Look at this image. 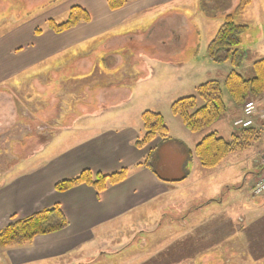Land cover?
I'll return each mask as SVG.
<instances>
[{
    "label": "crops",
    "instance_id": "0c3cea01",
    "mask_svg": "<svg viewBox=\"0 0 264 264\" xmlns=\"http://www.w3.org/2000/svg\"><path fill=\"white\" fill-rule=\"evenodd\" d=\"M54 1L50 0L49 6ZM59 2L24 23L18 24L21 21L16 16L6 18L17 22L10 26L12 30L0 34V140L28 141L23 153L30 154L23 163H7L14 165L10 171L27 172L0 186V229L12 215L26 217L55 204L61 206L69 227L37 237L28 247L13 249L6 257L0 252L2 264H47L75 253L108 249L118 227L155 218L161 223L159 217L163 215L173 218L178 214L182 220L174 225L179 231H187L192 227L184 221L192 213L200 214L213 202L223 206L225 188L235 187L231 181L224 184L217 200L202 196V186L208 184L209 176L233 157L228 156L214 169H203L195 148L206 133H186L184 125L177 122L184 135L178 138L166 123L170 141H156L144 150L137 149L135 142L144 135L143 112L154 111L163 93L195 87L198 77L208 72L205 52L210 43L204 45V22L221 17V13L226 16L240 1L233 0L228 9L221 10L222 0H137L117 11L109 9L107 0ZM74 6L87 10L91 21L62 34L47 29V21L64 18ZM37 28L43 29L41 35L35 33ZM23 75L26 82L34 77L47 80L41 84L42 92L47 93L40 101L45 107L41 117H35L33 108L39 101L32 95L39 84L26 83L29 98L20 101L26 106V113H22L25 117L18 115L16 101L7 94L12 80ZM51 75L57 76L62 85L71 82L73 90L82 93L81 98H74L71 117L61 105V111L50 118V88L58 93L65 89L60 84L51 85ZM39 120L41 129L35 130ZM37 141L45 144L39 147L40 156L34 163ZM53 141H57L56 146H52ZM154 148L152 168L140 165ZM163 148L175 156L166 162L168 169L162 167L167 178L161 177L155 167ZM122 169L128 170L127 179L101 194L87 186L62 194L54 190L61 180L86 170L111 175ZM158 223L153 226L156 232L141 227L142 238L161 232ZM168 227L172 231V223Z\"/></svg>",
    "mask_w": 264,
    "mask_h": 264
},
{
    "label": "rangeland",
    "instance_id": "374dc122",
    "mask_svg": "<svg viewBox=\"0 0 264 264\" xmlns=\"http://www.w3.org/2000/svg\"><path fill=\"white\" fill-rule=\"evenodd\" d=\"M57 1L52 2L49 6L50 0H0V34L12 30L13 28L10 26H13L18 20L21 21L18 22V24H20L24 23V21H29L30 19L28 18L31 16L42 14L44 9H50L54 3H57ZM66 1L68 0H60L59 3ZM239 1L240 2L237 5L241 3V0ZM232 4L233 0L232 2L231 0H225L224 3H221L220 9H228ZM235 9L233 8L230 13H233ZM217 10L220 11L219 8ZM225 15H227V13ZM15 16L17 21L14 23L12 20H6V18H14ZM220 16L221 17L217 19H211V21L204 22L202 27V38L205 42L204 45L207 42L211 43L220 30L225 18L222 13ZM66 19L67 16L62 19L60 17L56 22L63 23ZM236 22L248 27L247 32L240 37L241 47L245 51V57L241 66L239 68H234L230 62L217 64L207 59L206 61H208L209 70L205 73V76L198 77L199 81L196 83L195 87L189 88L188 91L186 88L183 91H178L176 93H163L162 100L159 103H155V107H153L154 111L159 112L164 116L173 136L179 138L182 134L181 129L177 127L176 123H181V126L184 124H182L183 122L180 118L173 116L170 110L171 105L183 97L194 96L196 94V89L198 88L197 85L208 81L220 82L228 112L222 120L206 131L219 132L221 137L228 140L230 139V133L233 130H237L235 128L233 129L232 123L241 113L244 103L237 106L232 102L227 90L224 88V81L234 70L240 73L244 78H249L255 75L253 67L254 62L264 59V0H250V4L240 13L239 16H237ZM46 81L45 77H34L32 82L31 80L26 82L25 75L15 78V81L12 80V84H9V87L12 88L8 90L7 94L10 95L12 100L16 101V106L19 112L18 115L25 117L22 113H26V106L24 103H20V101L24 102L29 98H27L29 91L27 92L26 90V83H36L39 84V86L35 87V91L32 95L34 99L39 102L37 105H34L33 109L35 117L42 116L41 112L45 107L42 108L40 101L46 99L47 93L42 92L43 89L41 84ZM48 82L51 85L55 84L56 86L60 84L65 88V91L63 90L61 93L56 92L54 87L50 88L48 92L51 99V105L48 109L50 118H54L57 115L58 110L61 111V105H63V107L65 106L62 110L67 113V117H71L70 114H73L74 111V98H81L82 93L80 91H74L73 89L75 87L70 81V83L67 82L62 85L59 78L54 75L49 77ZM15 83L20 86L17 87ZM14 92H16L15 95H13ZM87 95H89V93H87ZM262 95L264 100V93ZM253 98V95L250 94L245 102ZM170 99L174 101H167ZM62 102L65 103L61 104ZM58 103H60L59 107H57ZM2 111H4V109H2ZM40 121L41 120H39L40 125H35V130L41 129L42 124ZM19 127L20 126H18V128ZM185 131H187L186 133L193 134L189 132L186 127ZM203 134H205V132L202 133V135ZM261 134L260 141L243 152L233 154V157H231L229 162L224 165V168L217 170L214 174L209 176L207 179L208 184L202 186L201 192H203V197L210 196L213 200H217V197H219V194L221 195L222 190L224 189V184H227L229 181L234 183L235 187H232L231 189L225 188L224 193L221 195V198H224L223 206H219V203L213 202L210 205L205 206L203 212H200V214L197 215L192 213L189 220L186 219V221H184L185 224H190L192 229L179 231L174 225L178 222V214H175L173 218L163 215L164 217H159V219L162 220L160 221L163 223L162 226H160L161 223H158L155 218L152 221L144 223L130 224V226L127 224L118 227L115 230V233L117 234L114 237V243L108 246V249L103 247L97 251H92L90 254L75 253L47 264H264V197L254 198L251 195V189L254 185L253 176L247 175L249 172L253 171V169L259 171L257 160L259 159V153L264 152L263 129L261 130ZM183 136L184 135L182 134L181 138H183ZM156 141L161 140L157 139ZM27 142L28 141L18 139L0 140V186H3V184L7 182L9 183V181L15 176H20L27 172L26 170H18L17 172L10 171L13 169L14 165L10 167L9 164H7L10 162L23 163V161L29 158L30 154L23 153V151L25 152L26 145L29 144V142L28 144ZM155 142L145 149L152 147ZM41 144H45V141H37V144H35L33 150L34 163L37 162L40 156L37 152L40 150L39 147ZM56 145L57 141H53L52 146ZM15 152L17 154H15ZM11 153L15 155H12ZM53 153L55 152H52L51 154ZM159 153L161 160L158 165H155V167L161 177L167 178L168 173L162 171V167L166 165L168 169L169 165H167L166 162L171 158H175V156H170L171 154L167 152L165 148L159 150ZM35 168L36 167H34V169ZM65 180H61L60 182ZM226 190L227 192L225 193ZM193 191L196 192V189L193 188ZM233 200H235V202L231 203ZM54 206H59L61 208L60 205L55 204L45 209H50ZM221 209H224L225 211L220 212ZM33 214L29 216H32ZM29 216L19 217L17 215H12L0 231L12 222V217H17V219L20 220ZM171 218L172 221H169ZM180 220H182V218L179 219V221ZM155 223H158V231H162L154 234L147 233L146 237L142 238L141 234L143 231H141V227H146L151 229V232H156V228L154 227L157 224ZM171 223L173 225V229H171L172 231H170V228L168 227ZM169 232L171 233V236L167 234ZM151 241H154V243ZM31 244L32 243L23 247H7L0 249V252L4 253L6 257V254L9 251L17 248H25ZM122 244L124 246H121ZM110 247H114V250ZM0 263L2 264L1 261Z\"/></svg>",
    "mask_w": 264,
    "mask_h": 264
},
{
    "label": "trees",
    "instance_id": "16d2710c",
    "mask_svg": "<svg viewBox=\"0 0 264 264\" xmlns=\"http://www.w3.org/2000/svg\"><path fill=\"white\" fill-rule=\"evenodd\" d=\"M134 1L137 0H107V4L111 11H117ZM222 2L224 3L225 0ZM249 4L250 0H241L233 13H227L220 30L208 46L206 58L209 61L217 64L230 62L234 68L241 66L245 51L241 47L240 37L247 32L248 27L238 24L236 18ZM90 21L91 16L87 10L74 6L68 11L65 22L58 23L50 19L47 21V29L55 34H62ZM35 33L41 35L43 29L37 28ZM253 67L255 75L249 78H244L235 70L225 78L224 88L237 106L245 103L250 94L255 99L263 97L264 59L254 62ZM170 110L174 116L182 120L189 132L206 133L195 148V155L203 169H214L228 156L243 152L261 140V131L257 128L239 129L232 133L228 140L217 132L206 131L222 120L228 112L219 81H208L201 84L194 96L183 97L175 101ZM141 120L144 135L135 142L137 149L143 150L157 139L162 142L170 141L169 129L162 114L147 110L143 112ZM155 152L156 148L152 149L140 165L152 168ZM127 177V169L111 175L93 174L86 170L74 178L57 183L55 190L57 193H66L86 185L100 194L123 183ZM68 226L69 222L59 206L42 210L25 219L18 220L17 217H12V222L0 231V249L23 247L32 243L36 237L61 232Z\"/></svg>",
    "mask_w": 264,
    "mask_h": 264
},
{
    "label": "built area",
    "instance_id": "2783aa9c",
    "mask_svg": "<svg viewBox=\"0 0 264 264\" xmlns=\"http://www.w3.org/2000/svg\"><path fill=\"white\" fill-rule=\"evenodd\" d=\"M244 113H245V119L237 120L234 124L236 127L247 128L251 126L253 123L252 118L255 115L259 114L260 112H258L257 110V105L254 102L250 101L246 103ZM261 118L264 119V112H262ZM254 194L256 196H261L262 194H264V175L260 179V181L256 184V187L254 189Z\"/></svg>",
    "mask_w": 264,
    "mask_h": 264
},
{
    "label": "water",
    "instance_id": "95a60500",
    "mask_svg": "<svg viewBox=\"0 0 264 264\" xmlns=\"http://www.w3.org/2000/svg\"><path fill=\"white\" fill-rule=\"evenodd\" d=\"M263 172H264V170L260 171V173H263ZM260 173H259V174H260Z\"/></svg>",
    "mask_w": 264,
    "mask_h": 264
}]
</instances>
